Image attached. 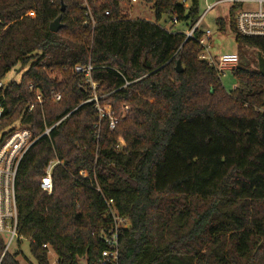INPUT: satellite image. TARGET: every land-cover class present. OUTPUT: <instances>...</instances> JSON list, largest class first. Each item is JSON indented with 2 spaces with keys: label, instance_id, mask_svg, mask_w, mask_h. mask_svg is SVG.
Returning <instances> with one entry per match:
<instances>
[{
  "label": "trees",
  "instance_id": "obj_1",
  "mask_svg": "<svg viewBox=\"0 0 264 264\" xmlns=\"http://www.w3.org/2000/svg\"><path fill=\"white\" fill-rule=\"evenodd\" d=\"M121 1L0 0V81L24 70L0 89V131L20 116L35 136L51 127L17 169L18 236L37 264L50 249L56 264H105L99 234L112 209L130 224L117 264H264V72L238 62L236 85L223 88L198 58L202 31L186 36L199 0H140L154 21L130 19ZM215 21L264 57V39L237 35L232 11ZM88 63L96 101L74 71ZM53 158L47 194L39 183ZM3 250L0 236V264H21Z\"/></svg>",
  "mask_w": 264,
  "mask_h": 264
},
{
  "label": "built area",
  "instance_id": "obj_2",
  "mask_svg": "<svg viewBox=\"0 0 264 264\" xmlns=\"http://www.w3.org/2000/svg\"><path fill=\"white\" fill-rule=\"evenodd\" d=\"M135 0H131L134 2ZM230 3V12H233L235 32L237 35L251 38L264 39V0H217L213 4L207 6L204 13L199 17L191 30L186 32V36H192L195 28H199V24L204 17V14L209 11L217 3ZM187 6V4H185ZM33 14V12H29ZM105 14H108L105 12ZM175 22V19H174ZM201 30V29H200ZM202 34L199 39V44L202 47L198 58L206 61L209 66H212L220 75L227 70L234 69L238 62V55L235 53H225L218 56H212L209 53V41L211 32L208 29L201 30ZM91 65L88 63L85 66H75L74 71L83 73L90 83L93 91V98L97 100L94 93L96 84L90 78ZM32 88V85L29 84ZM0 89H4L0 81ZM60 95H54V101L59 100ZM36 99L41 103V95L36 90ZM27 112L32 109V104L29 103ZM109 104L105 105L103 110L110 119L109 126L114 128L115 120L110 116ZM127 106L125 109L127 110ZM101 112V109H99ZM4 113V106L0 102V119ZM102 115V114H101ZM51 127H46L44 131L35 136L29 126L22 123V116L15 120L10 126L0 131V236L4 241V250L2 255L10 250L13 241L17 242L20 237L16 232L17 226V206L15 197V177L20 161L30 149V147L42 136H48ZM124 145L121 137H118L116 148ZM57 158H53L47 162L44 167V173L41 176L39 187L42 191L50 194L53 188L52 171L55 165L59 164ZM109 203H112L110 200ZM110 223L103 227L100 231L99 238L105 244V248L101 251L99 263L117 264L119 256L118 236L121 229H128L130 224L124 218L118 216L112 209L108 211ZM45 247V245H43Z\"/></svg>",
  "mask_w": 264,
  "mask_h": 264
},
{
  "label": "rangeland",
  "instance_id": "obj_3",
  "mask_svg": "<svg viewBox=\"0 0 264 264\" xmlns=\"http://www.w3.org/2000/svg\"><path fill=\"white\" fill-rule=\"evenodd\" d=\"M217 0H199V13L202 15L207 6L213 4ZM120 6L123 9V13L130 19H145L154 21V13L151 10V5L140 0L131 2L129 0H122ZM230 17V3H217L209 11L204 14L203 19L199 24V29H208L211 32V38L209 41V53L212 56H218L225 53H235L238 55L239 63L243 64L251 69L264 72V57L261 52L251 46L238 44L235 41L234 33L226 26L224 31H220L216 25V19L222 18L226 22ZM159 23L166 28L171 25L170 19L162 17ZM175 27L179 28L180 24ZM181 28V27H180ZM186 29V28H185ZM24 71V70H23ZM20 65L13 67L4 78L1 83L4 87L12 81L18 83L20 76L23 72ZM221 84L226 91H231L236 85L235 78L231 70H227L221 73ZM264 111V107H263ZM20 251L18 261L21 264H37L35 259L29 250V241L27 239H20L17 246V242L13 241L10 247V252ZM49 264H56V257L54 252L50 249L48 251ZM77 264H86V258H78Z\"/></svg>",
  "mask_w": 264,
  "mask_h": 264
},
{
  "label": "water",
  "instance_id": "obj_4",
  "mask_svg": "<svg viewBox=\"0 0 264 264\" xmlns=\"http://www.w3.org/2000/svg\"><path fill=\"white\" fill-rule=\"evenodd\" d=\"M60 11L61 12L64 11V5L63 4H61ZM60 19H61V15L57 16V18L49 24V30L50 31L56 32L57 30H59L62 27ZM176 71L178 73L181 72V65H180L179 61H177V63H176Z\"/></svg>",
  "mask_w": 264,
  "mask_h": 264
}]
</instances>
